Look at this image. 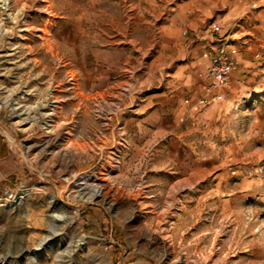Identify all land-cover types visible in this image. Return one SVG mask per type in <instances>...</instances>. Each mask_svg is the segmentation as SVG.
<instances>
[{
	"label": "rangeland",
	"instance_id": "1",
	"mask_svg": "<svg viewBox=\"0 0 264 264\" xmlns=\"http://www.w3.org/2000/svg\"><path fill=\"white\" fill-rule=\"evenodd\" d=\"M7 5L0 264H264V0Z\"/></svg>",
	"mask_w": 264,
	"mask_h": 264
},
{
	"label": "built area",
	"instance_id": "2",
	"mask_svg": "<svg viewBox=\"0 0 264 264\" xmlns=\"http://www.w3.org/2000/svg\"><path fill=\"white\" fill-rule=\"evenodd\" d=\"M220 54L213 57L212 65L209 69V77L212 79V86L209 89H215L214 92L217 98L223 97V90L229 82L230 76L235 69L234 61L228 56L224 48L221 49ZM234 52L236 50L234 49Z\"/></svg>",
	"mask_w": 264,
	"mask_h": 264
},
{
	"label": "bare ground",
	"instance_id": "3",
	"mask_svg": "<svg viewBox=\"0 0 264 264\" xmlns=\"http://www.w3.org/2000/svg\"><path fill=\"white\" fill-rule=\"evenodd\" d=\"M10 0H2V2H3V8L6 10L7 9V7H8V2H9ZM56 101L55 100H50L49 101V103L47 104V105H45V106H54V107H57L58 105H55L54 103H55ZM13 109L14 110H16V111H18L20 114H29V116H27V118L26 119H29V120H33V119H35V115L34 116H30V114L33 112L32 111V108H28V107H26V106H24V105H17V106H14L13 107ZM49 114H53V113H49ZM34 117V118H33ZM83 182H85V183H87L88 181H86V179H84L83 178ZM100 187H98V188H95V189H93V190H91V191H89V192H87L88 194H86L85 195V197H84V200H90V199H93L95 196H97V195H99V192H100ZM61 216V215H60Z\"/></svg>",
	"mask_w": 264,
	"mask_h": 264
},
{
	"label": "crops",
	"instance_id": "4",
	"mask_svg": "<svg viewBox=\"0 0 264 264\" xmlns=\"http://www.w3.org/2000/svg\"><path fill=\"white\" fill-rule=\"evenodd\" d=\"M229 83V82H228Z\"/></svg>",
	"mask_w": 264,
	"mask_h": 264
}]
</instances>
